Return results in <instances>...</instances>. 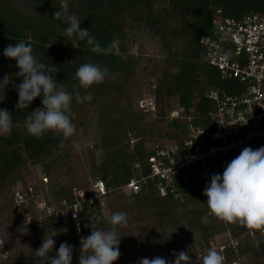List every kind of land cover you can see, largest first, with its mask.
<instances>
[{
	"label": "trees",
	"instance_id": "1",
	"mask_svg": "<svg viewBox=\"0 0 264 264\" xmlns=\"http://www.w3.org/2000/svg\"><path fill=\"white\" fill-rule=\"evenodd\" d=\"M62 3L101 46L119 37L122 56L93 53L76 37L72 39L79 47H73L64 30L70 25L54 19ZM252 15H264V0H0V81L8 76L0 108L13 115L11 133L0 135V237L15 249L11 259L38 264L35 250L56 232L49 256L67 242L74 246L73 264H79L81 237L90 235L92 227L108 230L106 217L125 212L128 225L118 229L121 256L114 264L157 256L171 264L181 251L192 264H201L199 257L213 248L212 242L225 243L224 264H264V235L208 216L207 182L195 176L178 180L166 195L160 194L157 178L138 192L127 187L132 179L150 174V157L159 150L176 145L183 151L191 126L217 130L213 115L218 105L207 91L235 94L241 83L223 77L208 61L204 39L218 41L225 35L214 25L216 18ZM21 39L31 43L42 62L57 67L58 83L73 93L71 119L77 131L70 139L50 131L37 139L26 129L27 116L43 107V97L28 109L16 108L15 85L23 78L16 76L17 62L3 54ZM145 42L157 44L158 58L145 55ZM84 63L107 67L105 82L80 88L74 74ZM139 72L156 78L154 110L137 109L133 103L130 88ZM76 91L82 97L90 92L93 98L77 103ZM175 108L178 117L171 116ZM98 180L106 185L102 196L93 190ZM80 191L88 200H81ZM75 204L80 233L76 220L61 213ZM15 206L23 222L12 221L5 232L4 222H10Z\"/></svg>",
	"mask_w": 264,
	"mask_h": 264
},
{
	"label": "clouds",
	"instance_id": "2",
	"mask_svg": "<svg viewBox=\"0 0 264 264\" xmlns=\"http://www.w3.org/2000/svg\"><path fill=\"white\" fill-rule=\"evenodd\" d=\"M60 11L54 13V19L69 24L64 28L73 47L79 45L72 39L85 41L90 51L96 54H112L122 56L119 47V37L114 38L107 46H101L96 37L87 28H81V21L75 14L68 11L66 4H60ZM16 45H8L4 49V56L14 59L20 69L16 76L23 81L16 86L18 89L17 109L29 108L37 97H43V107L35 108L25 120L28 133L37 139L43 138L44 133L54 132L67 140L76 134V126L71 119L73 93L68 92L63 84L55 78L57 67L41 61L34 55L30 42L21 39ZM109 76L107 67L99 64L84 63L74 74L79 87L88 90L93 85L105 82ZM8 76L0 81V103L6 99L4 89L8 85ZM88 92L83 97L79 91L75 92L77 103L91 101ZM222 125V124H221ZM13 127V115L0 108V135L10 134ZM207 206L210 213L229 224H239L253 233L264 235V146L258 149L245 147L238 156L227 163L222 174H212L210 183L204 189ZM110 228L101 230L92 227L87 237L80 239L79 264H114L120 256L121 237L119 228L128 225L125 212H115L106 217ZM57 233L50 238L44 237L42 245L35 250L39 258L38 264H73L74 246L63 242L55 256H49L54 250ZM171 264H192L191 257L184 251L179 252ZM201 264H224L225 257L216 249L211 248L203 257H199ZM137 264H170L157 256L155 258H139Z\"/></svg>",
	"mask_w": 264,
	"mask_h": 264
},
{
	"label": "built area",
	"instance_id": "3",
	"mask_svg": "<svg viewBox=\"0 0 264 264\" xmlns=\"http://www.w3.org/2000/svg\"><path fill=\"white\" fill-rule=\"evenodd\" d=\"M214 25L225 35L218 41L210 37L204 39L208 46V61L221 70L223 77L239 80V91L222 95L215 89L207 91L206 96L218 105V111L213 115L218 121L217 130L206 132L201 127L191 126L185 149L181 151L172 145L159 150L157 156L150 157V174L132 179L127 185L129 190L138 192L143 184L154 178L159 180L161 195H166L167 188L175 181H188L192 176L209 184L212 174H222L227 163L245 147L258 149L264 146V15L247 16L243 20L216 18ZM141 103V109L154 110L152 95L142 99ZM171 116H179L178 108ZM93 190L95 196L107 192L102 180L95 182ZM78 195L82 201L88 200L85 192L80 191ZM18 197L22 199L21 195ZM77 207L78 204L73 208L66 207L61 213L65 218L71 215L76 220L80 233ZM211 215L209 211L208 216ZM212 246L223 255L225 243L212 242Z\"/></svg>",
	"mask_w": 264,
	"mask_h": 264
},
{
	"label": "rangeland",
	"instance_id": "4",
	"mask_svg": "<svg viewBox=\"0 0 264 264\" xmlns=\"http://www.w3.org/2000/svg\"><path fill=\"white\" fill-rule=\"evenodd\" d=\"M132 50L136 51V45L133 46ZM160 49L154 42H145V55L158 58L160 56ZM155 77L139 72L138 76L134 79L131 88L130 94L133 98V103L137 109H141L140 105L142 104V99H149V96L152 95V87L155 84ZM173 112V111H172ZM128 191V190H126ZM129 192V191H128ZM10 215V212L9 214ZM6 220V218H5ZM12 221H16L18 224L22 223V217L17 218L13 213L10 222L5 221V227L7 228L5 232L9 231V225ZM4 232V233H5ZM0 264H19L18 259H11L9 256L15 253V249L12 247V244H4L3 239L0 237Z\"/></svg>",
	"mask_w": 264,
	"mask_h": 264
},
{
	"label": "water",
	"instance_id": "5",
	"mask_svg": "<svg viewBox=\"0 0 264 264\" xmlns=\"http://www.w3.org/2000/svg\"><path fill=\"white\" fill-rule=\"evenodd\" d=\"M13 213L15 214V216L17 217V218H19V216L21 217V212H18V208H17V206H15L14 207V209H13Z\"/></svg>",
	"mask_w": 264,
	"mask_h": 264
}]
</instances>
